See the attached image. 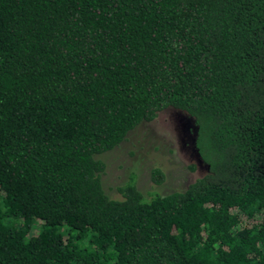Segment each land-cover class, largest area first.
Here are the masks:
<instances>
[{
  "label": "trees",
  "instance_id": "1",
  "mask_svg": "<svg viewBox=\"0 0 264 264\" xmlns=\"http://www.w3.org/2000/svg\"><path fill=\"white\" fill-rule=\"evenodd\" d=\"M167 109L207 174L110 199ZM0 264H264V0H0Z\"/></svg>",
  "mask_w": 264,
  "mask_h": 264
},
{
  "label": "rangeland",
  "instance_id": "2",
  "mask_svg": "<svg viewBox=\"0 0 264 264\" xmlns=\"http://www.w3.org/2000/svg\"><path fill=\"white\" fill-rule=\"evenodd\" d=\"M196 126L191 117L167 109L149 123L131 131L116 148L96 156L105 165L101 184L112 200H121L117 188L131 177L141 194L149 199L184 191L207 174L206 164L197 155ZM163 175L160 184L152 180V171Z\"/></svg>",
  "mask_w": 264,
  "mask_h": 264
},
{
  "label": "water",
  "instance_id": "3",
  "mask_svg": "<svg viewBox=\"0 0 264 264\" xmlns=\"http://www.w3.org/2000/svg\"><path fill=\"white\" fill-rule=\"evenodd\" d=\"M197 155L199 156L198 151H197ZM199 158H200V156H199ZM207 168H208V167H207Z\"/></svg>",
  "mask_w": 264,
  "mask_h": 264
}]
</instances>
